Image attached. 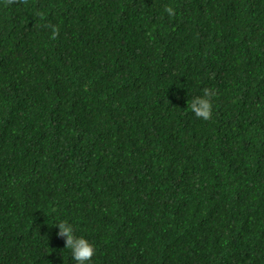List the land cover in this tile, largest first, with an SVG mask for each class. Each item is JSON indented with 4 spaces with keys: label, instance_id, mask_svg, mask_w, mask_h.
Returning <instances> with one entry per match:
<instances>
[{
    "label": "trees",
    "instance_id": "1",
    "mask_svg": "<svg viewBox=\"0 0 264 264\" xmlns=\"http://www.w3.org/2000/svg\"><path fill=\"white\" fill-rule=\"evenodd\" d=\"M59 220L90 264H264V0H0V264H75Z\"/></svg>",
    "mask_w": 264,
    "mask_h": 264
},
{
    "label": "clouds",
    "instance_id": "2",
    "mask_svg": "<svg viewBox=\"0 0 264 264\" xmlns=\"http://www.w3.org/2000/svg\"><path fill=\"white\" fill-rule=\"evenodd\" d=\"M165 11L171 15L173 9L166 7ZM56 29L53 26L52 34L55 35ZM213 93L209 89H203V94L194 96L190 102L189 107L195 116L207 120L211 115L212 104L211 96ZM58 229L57 236L64 240V247L70 251L71 258L75 264H90L91 258L95 253L93 244L84 236L74 235L73 225L66 220H59L54 222Z\"/></svg>",
    "mask_w": 264,
    "mask_h": 264
}]
</instances>
